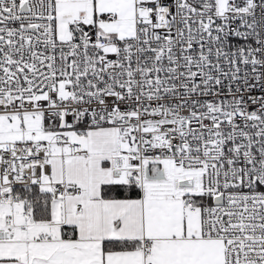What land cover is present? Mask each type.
I'll list each match as a JSON object with an SVG mask.
<instances>
[{
    "label": "snow or ice",
    "instance_id": "1",
    "mask_svg": "<svg viewBox=\"0 0 264 264\" xmlns=\"http://www.w3.org/2000/svg\"><path fill=\"white\" fill-rule=\"evenodd\" d=\"M0 264H264V0H0Z\"/></svg>",
    "mask_w": 264,
    "mask_h": 264
}]
</instances>
